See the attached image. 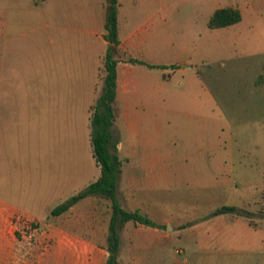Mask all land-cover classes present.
<instances>
[{
  "label": "rangeland",
  "instance_id": "1",
  "mask_svg": "<svg viewBox=\"0 0 264 264\" xmlns=\"http://www.w3.org/2000/svg\"><path fill=\"white\" fill-rule=\"evenodd\" d=\"M233 1L119 0V22L143 31L140 57L174 67L139 78V95L149 96L134 103L143 118L139 136L113 131L124 146L120 157L133 153L139 163L147 151L131 145L144 143L151 158L164 161L168 181L160 200L172 223L166 231L190 223L148 248L155 256L149 264H264V23L240 8L241 22L210 29L212 13ZM105 15L106 0H0V197L41 219L18 225L17 238L33 243V256L63 253L44 225L53 220L49 209L97 173L88 105L102 87L98 67L106 46L97 32ZM57 168L70 178L53 194ZM120 169L123 193L126 179L141 182L145 170L132 160ZM223 206L242 216H209ZM87 212L82 226L91 230L66 229L106 242L105 214L81 208L68 218Z\"/></svg>",
  "mask_w": 264,
  "mask_h": 264
},
{
  "label": "crops",
  "instance_id": "2",
  "mask_svg": "<svg viewBox=\"0 0 264 264\" xmlns=\"http://www.w3.org/2000/svg\"><path fill=\"white\" fill-rule=\"evenodd\" d=\"M233 2L234 6L228 7L237 8L239 11L242 8H250L254 14L261 17V22L264 23V0H234ZM239 22H241V20ZM117 28L118 38L120 41L118 45L120 60L116 67V101L120 111L118 117L113 123L112 131L120 134L121 129L127 130L131 132V135L137 138L142 130L141 127L143 118L140 113L141 111H137V106L134 105V103H142L143 99H145L144 102H149V96L144 98L139 95V87L142 85L139 78L141 76H146L151 70L156 71L159 69H151L140 64L129 62V59H134L137 61H142L146 64H150L144 61L137 53V50L142 43V30L136 29L130 31L126 24L122 25L119 22L118 15ZM103 34L104 29L102 25V30L97 32V35L107 48L108 43L103 39ZM104 53H102V56L99 58V80L100 69L102 66V57ZM261 83L264 84V81H261ZM91 105L93 104L89 103L88 105L89 117V108ZM88 138L90 144V133L88 134ZM131 147L140 150L141 152L147 151L140 156L139 163H137V159H135V155L133 153V155L127 153L122 155V157L119 156V153L124 149V146L121 142H118L116 145L117 157L122 160L123 163H128L132 160L135 165L139 164L143 169L145 168V170L143 171L141 182L137 181L133 176H130L126 179L125 193L122 191L120 192L117 187V200L124 210L139 211L142 215L147 216L154 223L164 227H149L134 223L132 221L124 223L119 230L120 249L117 260L119 264H149L151 261H154L153 259L155 256H151L146 250L148 248H153L155 245H159L160 241H164L167 237H169V231L172 232L177 229L185 230L190 223H179L175 226H172L169 231H166V225H172V223L170 217L164 214V201L160 200V196L166 188L165 184L168 181L165 172V163L159 158H151L150 153H148V144H133ZM131 150L133 151V149ZM92 160L94 161L93 157ZM61 166L62 165H54L51 167L55 168ZM95 167L97 169V173L93 175L87 183H85L84 187L91 182H94L99 177L100 170L96 164ZM74 170V173H76L75 177L80 176L81 170L79 164L74 168ZM52 172L57 175L52 177V180H50V183L52 184V193L55 194L58 189L61 191L64 187H67L70 176H68V174L64 176L60 168H57L56 171L52 170ZM60 172L64 177L59 175ZM134 191L142 193L143 197L150 203L145 206L136 202L135 196L133 195ZM76 193L77 190H74V193L71 196ZM86 198H90V200L85 206L76 208L79 203L78 201L65 213L53 218V220L49 221L48 223H44V225L47 227V230L49 231V237H51L53 241L55 240L57 242V245L61 247L63 253L56 255L33 256V243L23 242L17 238V232L19 230L18 225L22 219H25L26 221L37 220L39 222L41 219L36 217L33 214V211L24 208L21 205L6 201L0 197V264H103L108 256V253L105 249L106 242L103 239L101 241L98 239L97 241H90L70 233L65 227L67 224L69 226L91 230L86 226H82V223L89 222V215H91L90 212L85 213V218H68L70 214H72L76 209L90 208L92 211L94 209L95 212L92 213V215L96 214L98 216L99 214H105L106 218L105 223L103 224L105 227H103V229L107 231L109 218L111 215L109 202H105V199L95 196H88L83 199ZM128 204L132 207L126 209L125 206ZM100 206H102L104 210H101L98 213ZM54 207L49 209L48 217L50 218H52L50 216V211Z\"/></svg>",
  "mask_w": 264,
  "mask_h": 264
},
{
  "label": "trees",
  "instance_id": "3",
  "mask_svg": "<svg viewBox=\"0 0 264 264\" xmlns=\"http://www.w3.org/2000/svg\"><path fill=\"white\" fill-rule=\"evenodd\" d=\"M118 0H106V15L104 19L103 39L108 43L102 57L100 80L101 92L95 103L90 106L89 127L90 146L92 157L100 170L99 177L85 186L82 190L56 205L50 211V216L56 218L68 211L74 204L88 196H95L108 200L111 215L106 236V251L108 256L104 264H119L117 257L120 249L119 230L124 223H134L155 228H163L142 215L139 211L124 210L117 200V180L121 173L120 160L116 155V142L113 137L112 126L119 115V106L116 101L117 63L120 60L118 45ZM241 20L240 11L237 8L224 7L216 9L208 22L210 29H221L238 23ZM129 62L140 64L151 69H167L173 66L150 65L142 61L129 59ZM233 214L242 216L234 207L223 206L211 212L209 216ZM248 219L249 216H243ZM250 224V223H249Z\"/></svg>",
  "mask_w": 264,
  "mask_h": 264
}]
</instances>
